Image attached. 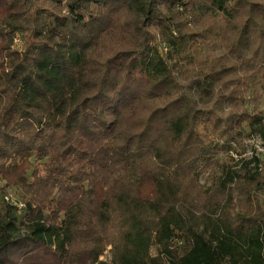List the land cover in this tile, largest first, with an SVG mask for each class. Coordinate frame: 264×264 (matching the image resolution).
Returning a JSON list of instances; mask_svg holds the SVG:
<instances>
[{"label":"trees","instance_id":"trees-1","mask_svg":"<svg viewBox=\"0 0 264 264\" xmlns=\"http://www.w3.org/2000/svg\"><path fill=\"white\" fill-rule=\"evenodd\" d=\"M53 1L0 0V264H264V0Z\"/></svg>","mask_w":264,"mask_h":264},{"label":"rangeland","instance_id":"rangeland-1","mask_svg":"<svg viewBox=\"0 0 264 264\" xmlns=\"http://www.w3.org/2000/svg\"><path fill=\"white\" fill-rule=\"evenodd\" d=\"M39 6L40 9H51V10H56L57 6L54 3L53 0H38L37 2V7ZM20 40L19 44H16V47H18L19 45H21V39L20 37H18ZM220 53L218 51H215L214 49L211 51V55L212 56H218ZM261 111L264 114V103L261 106ZM255 145L251 142L248 143V148H250L248 151H252L254 149ZM247 152V148L244 149L242 157L246 158L248 156L245 155V153ZM235 159L239 160L241 159L240 156H237ZM218 163L215 162L214 165L210 168H207L206 170H204V172L201 174L200 177V185L204 186L205 188H215L217 187L220 182H221V173L220 170L218 168ZM24 230L21 229H17V231H15V234H20L23 233ZM153 254H156V250L153 249L152 250ZM112 260V253H111V248L109 247L107 249V251L104 253V255L100 258V261H103L105 263H110Z\"/></svg>","mask_w":264,"mask_h":264},{"label":"built area","instance_id":"built-area-1","mask_svg":"<svg viewBox=\"0 0 264 264\" xmlns=\"http://www.w3.org/2000/svg\"><path fill=\"white\" fill-rule=\"evenodd\" d=\"M16 44L20 43L19 38L15 40ZM253 143L255 145L254 149L252 151H248L250 148L247 147V152L245 153L246 158L251 159L254 156H257L262 161H264V139L261 137H254L251 140H249L247 143ZM0 202H3L5 204H8L12 207H14L18 214H22L26 208V202L17 194H15L12 191H8L3 196H0Z\"/></svg>","mask_w":264,"mask_h":264}]
</instances>
